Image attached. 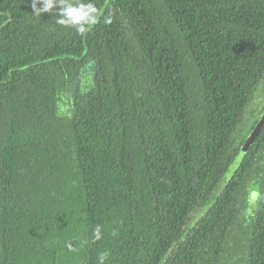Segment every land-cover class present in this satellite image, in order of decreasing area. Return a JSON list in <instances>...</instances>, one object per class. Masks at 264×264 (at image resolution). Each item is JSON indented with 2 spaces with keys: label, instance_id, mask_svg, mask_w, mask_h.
Instances as JSON below:
<instances>
[{
  "label": "trees",
  "instance_id": "obj_1",
  "mask_svg": "<svg viewBox=\"0 0 264 264\" xmlns=\"http://www.w3.org/2000/svg\"><path fill=\"white\" fill-rule=\"evenodd\" d=\"M56 19L0 0V264H264V127L209 205L264 110V0Z\"/></svg>",
  "mask_w": 264,
  "mask_h": 264
},
{
  "label": "clouds",
  "instance_id": "obj_2",
  "mask_svg": "<svg viewBox=\"0 0 264 264\" xmlns=\"http://www.w3.org/2000/svg\"><path fill=\"white\" fill-rule=\"evenodd\" d=\"M32 12L41 16L43 13H50L56 16L59 25L74 28L77 34L84 36L93 25L97 23L100 15L97 7L89 0H31ZM98 240L101 236L100 228L94 232ZM106 254L100 253L99 264H105Z\"/></svg>",
  "mask_w": 264,
  "mask_h": 264
},
{
  "label": "water",
  "instance_id": "obj_3",
  "mask_svg": "<svg viewBox=\"0 0 264 264\" xmlns=\"http://www.w3.org/2000/svg\"><path fill=\"white\" fill-rule=\"evenodd\" d=\"M107 3H108V0L105 1V4H104V6L100 12V15L103 13L105 7L107 6ZM263 127H264V110L262 111L259 119L254 124L253 129L250 131L248 136L242 142L235 159L232 161L231 165L229 166V169L226 172L224 179L219 184L217 191L213 196V200L211 201V203L209 205H211L221 195L224 188L229 183L230 178L234 175V173L238 169V167H239L240 163L242 162L244 156L248 153L250 147L255 143V141H256V139H257L258 135L260 134ZM258 195H259L258 188L252 187L250 189V198H249L251 213H253L255 208H256Z\"/></svg>",
  "mask_w": 264,
  "mask_h": 264
},
{
  "label": "rangeland",
  "instance_id": "obj_4",
  "mask_svg": "<svg viewBox=\"0 0 264 264\" xmlns=\"http://www.w3.org/2000/svg\"><path fill=\"white\" fill-rule=\"evenodd\" d=\"M263 93H264L263 91H261L260 93L257 91L256 96L250 101L248 110L245 114V119H246L245 124L247 123V121L252 119L255 113L258 112L263 106L264 104Z\"/></svg>",
  "mask_w": 264,
  "mask_h": 264
}]
</instances>
